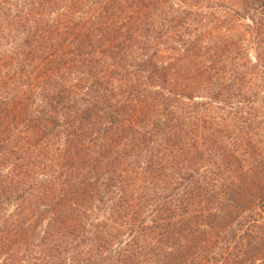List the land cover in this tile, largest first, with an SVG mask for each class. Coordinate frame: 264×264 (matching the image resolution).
<instances>
[{
	"label": "trees",
	"instance_id": "trees-1",
	"mask_svg": "<svg viewBox=\"0 0 264 264\" xmlns=\"http://www.w3.org/2000/svg\"><path fill=\"white\" fill-rule=\"evenodd\" d=\"M0 264H264V0H0Z\"/></svg>",
	"mask_w": 264,
	"mask_h": 264
}]
</instances>
